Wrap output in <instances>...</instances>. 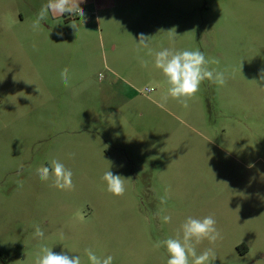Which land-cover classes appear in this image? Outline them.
<instances>
[{
    "label": "rangeland",
    "instance_id": "1",
    "mask_svg": "<svg viewBox=\"0 0 264 264\" xmlns=\"http://www.w3.org/2000/svg\"><path fill=\"white\" fill-rule=\"evenodd\" d=\"M47 3L0 0V264H34L42 244L81 264L86 248L113 264H166L154 243L209 214L222 238L202 241L198 254L264 264V0H74L83 17L50 13L34 28ZM140 34L155 51L199 49L219 60L210 67L226 84L205 80L186 107L169 99L156 108L159 70ZM108 81L121 108L106 119L96 111ZM169 153L176 159L159 172L153 163ZM52 159L71 169L74 189L39 179ZM108 169L131 178L122 196L106 190ZM226 218L251 223L226 232ZM245 231L260 250L243 257L234 245Z\"/></svg>",
    "mask_w": 264,
    "mask_h": 264
},
{
    "label": "clouds",
    "instance_id": "2",
    "mask_svg": "<svg viewBox=\"0 0 264 264\" xmlns=\"http://www.w3.org/2000/svg\"><path fill=\"white\" fill-rule=\"evenodd\" d=\"M77 10L79 16L83 17V10L78 6V3L74 5V0H48V3L37 14L33 27H39L42 21L48 19L50 13L53 16L57 14L71 16ZM70 26L77 29L73 22ZM136 43L138 47L147 51V55L153 57L154 68L158 69L164 78L166 92L161 96V100L165 103L172 99L186 107L188 101L195 97L205 80L219 86H223L227 82L223 71L210 67L218 65L219 60L207 58L204 52L199 49L177 50L174 47H163L155 51L151 47V37L144 34H140L139 42ZM141 64L146 67L147 61L141 59ZM60 76L61 81L67 87L68 69H63ZM69 155L70 158L75 156L74 153ZM37 175L42 182L51 179L52 186L59 190H72L75 187L72 180L73 172L57 159H52L48 166L39 167ZM101 179L105 182L106 190L109 193L122 196L126 191L125 182L131 178L126 179L119 174H113L108 169ZM171 219V216L165 215L162 217V222L170 223ZM216 225L217 221L211 214L203 218L188 216L180 225L175 237L156 241L154 247L157 249L163 247L166 250L168 254L166 264H212L216 259L214 250L207 248L198 254L197 245L204 240L215 244L222 238ZM34 236L42 240L45 233L39 226H36ZM84 251L89 264H113L114 257L111 255L97 256L91 248H86ZM34 264H81V258L79 255L69 256L63 252L54 253L52 248L42 244Z\"/></svg>",
    "mask_w": 264,
    "mask_h": 264
},
{
    "label": "crops",
    "instance_id": "3",
    "mask_svg": "<svg viewBox=\"0 0 264 264\" xmlns=\"http://www.w3.org/2000/svg\"><path fill=\"white\" fill-rule=\"evenodd\" d=\"M134 15V14H132ZM143 16L147 15L146 13L142 14ZM135 16V15H134ZM166 25H162V28H164ZM161 28V29H162ZM178 34H180V30L178 32ZM112 75L116 74L115 70H112ZM156 85L158 87V94L157 97H155L154 99H152L150 102L152 103L153 106H155L156 108L165 111L164 109V103L161 100V95H160V91H164L166 92V85L164 84V78L161 74V72L159 71L158 75L156 76ZM100 94H101V106L98 109V111H96L97 116H104L106 119L117 116L116 113L118 110H120L121 107H116L115 104V99L118 96V90L116 89V86L113 82L108 81L106 83L103 84V86H101L99 88ZM136 115L137 117H141L143 118L144 116H146V110L143 109L142 107H138L136 110ZM171 114V113H170ZM172 115V114H171ZM174 118H176L174 115H172ZM177 119V118H176ZM157 141V140H154ZM170 155L165 159V165H162L163 162H155L153 163V167L154 168H158L160 169V171H167L166 168V162H170L173 161L174 159H176V157H174L173 155H176L177 153H169ZM161 156L165 157L167 154L166 153H160ZM152 166V165H151ZM161 167V168H159ZM165 167V168H164ZM251 222H247V221H235V220H229L228 218H226V232H228V230L231 228V226H233L234 224H237L241 227V229H246ZM246 235H244L243 237L239 238L238 242L236 245H234V249L238 251V253L243 256L246 257L248 255H250L252 253L253 250H260L257 246L256 248V244L255 241L256 239L253 238V236L249 237L247 231H245ZM264 255L262 254L260 256V259H262ZM252 264H256L255 262Z\"/></svg>",
    "mask_w": 264,
    "mask_h": 264
},
{
    "label": "trees",
    "instance_id": "4",
    "mask_svg": "<svg viewBox=\"0 0 264 264\" xmlns=\"http://www.w3.org/2000/svg\"><path fill=\"white\" fill-rule=\"evenodd\" d=\"M0 261H3V258H2V256H0Z\"/></svg>",
    "mask_w": 264,
    "mask_h": 264
}]
</instances>
